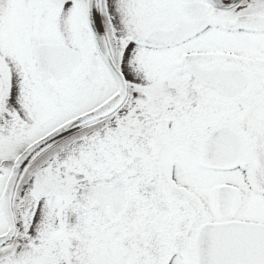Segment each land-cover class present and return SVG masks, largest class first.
<instances>
[{"label": "snow or ice", "instance_id": "6c2138e0", "mask_svg": "<svg viewBox=\"0 0 264 264\" xmlns=\"http://www.w3.org/2000/svg\"><path fill=\"white\" fill-rule=\"evenodd\" d=\"M0 264H264V0H0Z\"/></svg>", "mask_w": 264, "mask_h": 264}]
</instances>
